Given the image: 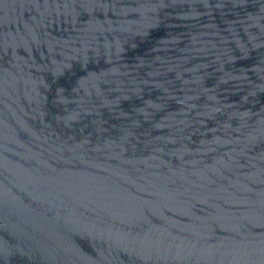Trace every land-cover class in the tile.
I'll use <instances>...</instances> for the list:
<instances>
[{
	"label": "water",
	"instance_id": "95a60500",
	"mask_svg": "<svg viewBox=\"0 0 264 264\" xmlns=\"http://www.w3.org/2000/svg\"><path fill=\"white\" fill-rule=\"evenodd\" d=\"M0 264H264V0H0Z\"/></svg>",
	"mask_w": 264,
	"mask_h": 264
}]
</instances>
